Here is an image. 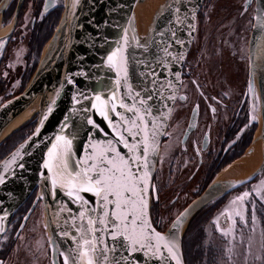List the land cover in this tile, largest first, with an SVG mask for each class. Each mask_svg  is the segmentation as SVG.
<instances>
[{
  "label": "water",
  "instance_id": "95a60500",
  "mask_svg": "<svg viewBox=\"0 0 264 264\" xmlns=\"http://www.w3.org/2000/svg\"><path fill=\"white\" fill-rule=\"evenodd\" d=\"M158 1L64 0L30 79L19 93L0 103V145L17 129L2 137L16 113L32 106L29 117H36L32 131L0 159V238L15 211L36 189L53 264H60L59 257L63 264L65 258L70 264H184L182 238L196 211L264 169V0H255L248 60L251 87L258 98L259 133L236 160L249 155L256 141L261 160L244 176L214 178L164 231L153 226L151 185L160 142L203 0H163L156 7ZM139 5L155 16L145 38L135 43L130 26ZM152 126L163 135L139 173L146 204L142 214L140 204H135L139 225L129 222L125 228L122 217L111 216L108 223H99L113 205L104 203L102 209L101 199L94 191H84L90 185L80 183L76 174L99 163L102 155L126 168L120 157L135 159L139 153L130 149L145 142ZM135 199L139 202L141 197Z\"/></svg>",
  "mask_w": 264,
  "mask_h": 264
},
{
  "label": "flooded vegetation",
  "instance_id": "af4514ba",
  "mask_svg": "<svg viewBox=\"0 0 264 264\" xmlns=\"http://www.w3.org/2000/svg\"><path fill=\"white\" fill-rule=\"evenodd\" d=\"M63 3L0 0V28L7 27L0 36V93L6 79L22 82L19 92L24 88L58 23ZM254 8L255 0H203L198 10L152 179L150 219L158 231H164L252 142L259 106L248 60ZM16 55L20 61L4 76V62ZM261 172L196 211L182 238L184 264H258L252 251L259 235L264 236ZM42 207L35 189L15 211L0 238V264L14 247L19 251L14 258L18 262L31 254L35 238L42 243L36 219ZM49 260L53 264L51 252ZM59 262L63 264L60 257Z\"/></svg>",
  "mask_w": 264,
  "mask_h": 264
},
{
  "label": "snow or ice",
  "instance_id": "6c2138e0",
  "mask_svg": "<svg viewBox=\"0 0 264 264\" xmlns=\"http://www.w3.org/2000/svg\"><path fill=\"white\" fill-rule=\"evenodd\" d=\"M109 59L111 60V57H109ZM148 99H151V97H148ZM93 107H95V105H93ZM129 111L132 110L129 109ZM144 111L145 114H148V109ZM107 118L108 117L105 116V119ZM138 119H140V117H138ZM88 123L93 124L94 122L89 120ZM132 123L136 124V121H132ZM148 123L151 125L150 121ZM137 135H139V133H137ZM162 135L163 132L157 126H152L150 134L144 138L145 142H137L130 149V151L139 153L135 159L126 161L124 157H120L122 164L127 165L126 168L117 166L110 156L106 159L105 156L102 155L99 163H93L90 169L76 174V179H78L80 183L90 185V187L83 190L94 191L95 195L101 199L102 209L104 203L113 205V209L104 212V219H98L99 223H108L107 218L111 216L115 219H120L122 217L125 228H127L129 222L133 225H139V217L136 215L137 210L135 204H140L141 214L143 208L146 207V204L143 202L145 189L141 183L139 173L142 168L147 167L148 158L155 154L154 145ZM120 139L121 141H125L127 146L125 137L121 136ZM68 143L70 144L71 142L69 141ZM141 159H143V163H141ZM133 166H135V170H133ZM137 195L141 197L139 202L135 199ZM130 205H132L133 208L131 211H127ZM116 208L121 210L120 213L115 211ZM133 232H135V229H133ZM115 238L116 237H113V239ZM125 239H132V237L126 236ZM161 239H163V237H161ZM85 243L87 244L88 241H85ZM133 243H136V240H133ZM95 251L96 249L93 248V253H95ZM93 259H96L95 255H93ZM65 264H70L69 258H65ZM71 264H75V261H71ZM89 264H92V262L89 261Z\"/></svg>",
  "mask_w": 264,
  "mask_h": 264
},
{
  "label": "rangeland",
  "instance_id": "374dc122",
  "mask_svg": "<svg viewBox=\"0 0 264 264\" xmlns=\"http://www.w3.org/2000/svg\"><path fill=\"white\" fill-rule=\"evenodd\" d=\"M19 61H20V57H18L16 55V57H13L12 59L8 60L6 63L4 62V64H5L4 76H6V77L9 76V74L7 73V69L15 67ZM5 81L6 82H3L4 83L3 91L0 93V103L3 102L4 100H6L7 98L17 94L20 90L19 89L20 84L22 83V82L17 81V80L9 81L6 79ZM257 102H258V98H257ZM257 117L259 119V107L257 108ZM35 120H36L35 116L29 117L23 123V125H21L19 128H17L9 136H7L5 138V140L0 145V159L8 151H10L17 143H19L25 136H27L32 131L34 124H35ZM235 162H239V160H235L229 165H233V163H235ZM221 172H222V170H221ZM221 172L218 174V176L221 174ZM259 179H260L261 184L263 185L264 184V171L261 172V174L259 175ZM36 219H37V222H39L38 224L40 225V227L42 229V234H43L41 236L42 243H39L37 238H35L29 247L31 250V254L27 255L29 259L21 257L22 259L19 260L18 262L14 258H15V256H18L19 251L17 250L16 247H14L13 250L11 251V253L9 254V256L4 260L3 264H14V263H18V264H50V260H49L50 259V245H49V241H48V237H47V233H46V228H45V224H44L43 207L41 208L40 211L36 212ZM28 227H29V225H28ZM24 235H25V232H22V236L20 238L21 242L24 239ZM28 246H29V244H28ZM18 248H19V250L20 249L23 250L24 246L20 245ZM252 252H254L257 255L258 264H264V236H262L261 234L259 235V238L256 242V250H253ZM31 255H32V257H31ZM246 259H247V257H246Z\"/></svg>",
  "mask_w": 264,
  "mask_h": 264
},
{
  "label": "bare ground",
  "instance_id": "6f19581e",
  "mask_svg": "<svg viewBox=\"0 0 264 264\" xmlns=\"http://www.w3.org/2000/svg\"><path fill=\"white\" fill-rule=\"evenodd\" d=\"M163 0H159L156 3V7L162 2ZM155 16V13L143 5V6H137L136 12L134 16V20L131 23V35L133 38V41L135 43H138L139 41H142L152 22L153 18ZM7 30V27L2 29L0 28V36L4 34ZM32 106L25 108L18 113H16L11 120L5 125L3 131H2V137L7 136L10 134V132L16 128H18L23 122H25L31 113ZM258 119V117H257ZM259 130L256 132L255 136H258ZM256 138V137H255ZM261 160V147L260 142L256 141L252 144V150L249 155H247L242 161L235 162L233 165H229L226 168H224L219 175V177L226 178V177H235V176H244L248 173H250L252 170H254L259 162Z\"/></svg>",
  "mask_w": 264,
  "mask_h": 264
}]
</instances>
